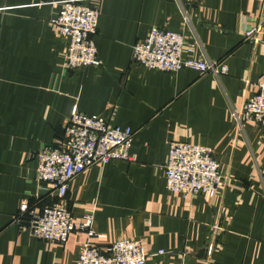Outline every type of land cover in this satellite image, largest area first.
Wrapping results in <instances>:
<instances>
[{
	"label": "crops",
	"instance_id": "1",
	"mask_svg": "<svg viewBox=\"0 0 264 264\" xmlns=\"http://www.w3.org/2000/svg\"><path fill=\"white\" fill-rule=\"evenodd\" d=\"M84 2L98 9L101 62L69 69L68 39L51 20L59 0H0V264H76L84 231L51 243L15 217L23 200L37 212L57 201L36 180V152L61 139L74 111L133 131L131 159L88 167L59 200L76 225L92 213L95 245L138 239L146 264H264V134L232 116L264 78V43L242 37L264 0ZM152 27L182 33L184 55L194 43L193 58L224 60L227 72L135 62ZM171 141L210 148L225 185L213 196L168 190Z\"/></svg>",
	"mask_w": 264,
	"mask_h": 264
},
{
	"label": "built area",
	"instance_id": "2",
	"mask_svg": "<svg viewBox=\"0 0 264 264\" xmlns=\"http://www.w3.org/2000/svg\"><path fill=\"white\" fill-rule=\"evenodd\" d=\"M61 8L51 19L59 32L67 37L64 55L69 69L100 65L94 34L97 31L98 9L84 0H59ZM242 37L252 43H264V15L245 27ZM195 44L186 48L182 33L152 27L147 37L132 47V59L158 71H178L184 67L195 68L200 74H224L228 66L224 60H197L193 58ZM254 95L246 99L240 109H232L237 125L253 121L264 134V78L256 83ZM133 140L130 127L110 124L104 117L74 111L63 126L61 139L36 152V180L48 183L49 194L57 201L46 205L40 212L27 200L20 204L16 220L26 225L31 235L51 243H65L77 230L86 233L81 243L76 264H146L147 253L140 240L118 239L99 247L92 238L99 236L93 229V215L84 214L77 225L69 209L59 200L65 197L69 181L88 167L112 160H129ZM165 184L168 190L185 195L206 193L213 196L225 185L219 162L210 148L185 141H171L164 165ZM158 253H164L160 249Z\"/></svg>",
	"mask_w": 264,
	"mask_h": 264
},
{
	"label": "trees",
	"instance_id": "3",
	"mask_svg": "<svg viewBox=\"0 0 264 264\" xmlns=\"http://www.w3.org/2000/svg\"><path fill=\"white\" fill-rule=\"evenodd\" d=\"M55 199H57L56 197H55ZM53 203V202H52ZM51 204V203H50ZM49 205V204H48Z\"/></svg>",
	"mask_w": 264,
	"mask_h": 264
}]
</instances>
